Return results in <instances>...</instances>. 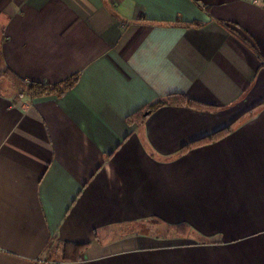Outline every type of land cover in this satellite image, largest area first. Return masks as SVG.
Masks as SVG:
<instances>
[{"label":"crops","instance_id":"1","mask_svg":"<svg viewBox=\"0 0 264 264\" xmlns=\"http://www.w3.org/2000/svg\"><path fill=\"white\" fill-rule=\"evenodd\" d=\"M0 39L20 77L80 74L60 96L0 94V264H264V107L177 155L264 102L262 4L0 0ZM171 93L218 109L166 104L144 125L128 119ZM152 216L221 241L167 238ZM126 223L96 240V229ZM53 237L90 245L76 262L44 261Z\"/></svg>","mask_w":264,"mask_h":264},{"label":"trees","instance_id":"2","mask_svg":"<svg viewBox=\"0 0 264 264\" xmlns=\"http://www.w3.org/2000/svg\"><path fill=\"white\" fill-rule=\"evenodd\" d=\"M142 24H152V25H178V26H196L199 27L203 23L200 21H157L154 19L145 18L143 20H139ZM236 25V24H233ZM236 28V26H234ZM236 33L241 32L243 30H237ZM242 29V28H241ZM244 32V31H243ZM246 33V32H244ZM80 74H72L68 78H65L61 81L55 83H49L45 81H36V80H29L23 77H20L16 72H14L6 63L3 55L2 49V39H0V94L9 97L12 102L20 103L21 100L25 98H29L31 100H35L39 97L44 95H62L66 91L72 89L74 85L79 80ZM166 104H179V105H190L197 108L202 109H209V110H217L218 106L216 105H209V104H202L194 100L193 98L187 96L183 93H171L167 96H162L152 102L146 104L140 110L135 111L132 113L128 119L133 122H137L140 125H144L147 117L150 113L156 110L158 107L166 105ZM264 107V102L254 107L250 108L249 110L240 114L236 119L228 124L225 127H222L213 133H210L206 136H203L197 140L190 142V144H186L181 147V150L177 155H181L183 153L188 152L190 149L194 147H198L200 145L212 143L225 135L232 132L237 127H239L242 123L246 122L247 120L254 117L256 114L260 112V110ZM144 145L146 149L150 152L151 156H155V151L151 149V145L147 142L146 138H143ZM151 222H163L166 224L163 234L168 237H187L190 235H195L198 239L199 243H207V242H218L221 241L220 239L208 237L205 234L200 233L199 231L195 230L192 224L182 221L177 223H168L164 220L152 216L148 219ZM132 227L135 232L136 229H141V227L136 222ZM126 224H114L108 225L103 228H98L95 230V238L97 241L100 242H107L109 240L115 239L117 236L123 234L125 230ZM143 231V230H142ZM90 243H82V242H75V241H68L59 240L57 237H53L50 242L48 243L46 252H45V259H59L67 262H76L81 259L82 252L87 249ZM57 257V258H56Z\"/></svg>","mask_w":264,"mask_h":264},{"label":"rangeland","instance_id":"3","mask_svg":"<svg viewBox=\"0 0 264 264\" xmlns=\"http://www.w3.org/2000/svg\"><path fill=\"white\" fill-rule=\"evenodd\" d=\"M76 74V73H75ZM106 226H108V225H106ZM103 227H105V226H103ZM100 228H102V227H100ZM60 240V239H59ZM48 246V245H47ZM46 249H47V247L45 248V250H44V252H43V254H42V256H41V258L44 260V261H53V262H63V263H67V261H63V260H59V259H45V252H46ZM57 258V257H56Z\"/></svg>","mask_w":264,"mask_h":264},{"label":"built area","instance_id":"4","mask_svg":"<svg viewBox=\"0 0 264 264\" xmlns=\"http://www.w3.org/2000/svg\"><path fill=\"white\" fill-rule=\"evenodd\" d=\"M254 4H262L264 6V0H251Z\"/></svg>","mask_w":264,"mask_h":264}]
</instances>
